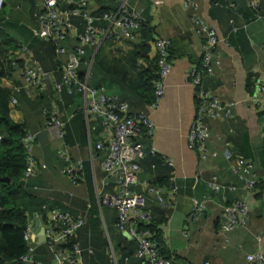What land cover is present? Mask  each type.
<instances>
[{"label":"crops","instance_id":"obj_1","mask_svg":"<svg viewBox=\"0 0 264 264\" xmlns=\"http://www.w3.org/2000/svg\"><path fill=\"white\" fill-rule=\"evenodd\" d=\"M102 1L108 2L109 9L125 3L153 36L167 37L170 41V68L163 79V95L157 108L148 111L154 125L152 135L137 138L144 150H154L138 160L137 177L165 188L175 187L172 206L165 202L153 203L147 198L156 228L164 236L162 254L173 264H248L246 254L259 249L264 255V199L260 197L264 193V101H256L258 88L264 82V18L259 15L264 11V0H255L256 9L248 5L249 0H194L196 14L216 34L220 59L213 73L202 77V86L222 102L233 103L230 117L208 120L210 135L206 144L214 155L203 159H198L186 145L195 106L194 89L186 73L191 67L200 68L202 41L190 22L192 9L184 7L183 0ZM100 4L98 0H87L86 8L93 13ZM41 6V0H5L0 22V87L6 93V112L12 121L22 123L34 134L31 154L37 164L45 165L24 181L18 191V203L30 215L31 228L37 226V220L44 222V208L56 207L80 215L83 223L75 233L80 264H108L107 245L120 256L119 264L125 263L123 256H127L126 262L139 264L131 256L134 241L114 228V209L96 199L100 193L114 190L115 179L100 168L102 152L94 150V135L86 130L81 110L83 96L76 91L71 94L62 91L59 95L53 91L63 56L56 57L51 43L37 38L32 31L37 27L34 12ZM71 19L78 23L79 30L83 29L84 21ZM142 31L139 27L125 41L107 42L103 37L94 45H87L85 62L78 68L88 84L100 85L118 94L128 103L130 112L144 109L145 101L115 92L117 82L91 65V60L97 47L102 45L106 59L116 57L118 66L127 65V53L133 42L141 41ZM144 42L149 47L147 58L151 59L154 50L150 39ZM73 43L75 39L71 35L64 42L67 46ZM11 60L15 65L11 66ZM32 61L51 72L43 90L35 86L25 88L22 84L20 70ZM52 106L65 120L61 141L44 127L42 110ZM61 143L71 160L81 159L82 179L76 184L61 171L65 164L57 152ZM225 155H239L254 163L259 184L256 190L242 189L241 180L231 172ZM160 156L171 158L172 165H167ZM211 175L220 184L217 191L207 187L206 181ZM132 188L139 191L141 186L134 184ZM235 198L247 203V222L221 232L222 208ZM201 199H204L202 215L196 220L188 219L194 203ZM36 257L48 261L50 251L38 244Z\"/></svg>","mask_w":264,"mask_h":264},{"label":"built area","instance_id":"obj_2","mask_svg":"<svg viewBox=\"0 0 264 264\" xmlns=\"http://www.w3.org/2000/svg\"><path fill=\"white\" fill-rule=\"evenodd\" d=\"M5 0H0V9L4 7ZM42 6L34 12L37 27L32 29L39 39L49 41L53 54L63 56L59 67V80L53 84V91L59 95L61 92L71 94L80 92L83 96L81 110L84 116L85 127L90 135H94L93 148L102 152L100 168L105 175L115 179V188L111 192H102L96 199L115 211L114 228L118 232L126 233L135 243L131 256L139 260V264H173V262L159 254L158 241L152 237L148 227L140 223H148L153 218L148 206L147 198L153 203H166L172 206L175 198V187L167 188L149 183L137 177L139 170L138 160L145 153H154L152 148L144 150L137 141L139 136H151L154 125L148 113L155 110L163 95V79L170 68L169 44L167 37L153 36L152 45L155 51V65L157 77L153 80L152 99L147 106L136 112H129L128 103L119 98L117 94L106 92L102 86L98 88L87 85L85 79L78 77V68L85 46L94 45L103 37L121 41L133 37L134 32L144 25L141 18L125 3L115 9H108L98 15H92L86 8L87 0H41ZM184 7L192 9L189 14L193 30L202 36L200 68L191 67L186 73L188 82L194 89V115L186 134L187 147L196 153L198 159L207 155H214L207 148L206 140L210 135L208 120L230 117L232 102H222L215 94L202 86V77L213 73L214 68L220 65L219 55L216 51L217 37L212 27L206 24L195 12L194 0H183ZM248 5L257 8L255 0H249ZM260 17L264 18V11ZM82 17L84 26L82 30L71 21L72 17ZM95 21L102 22L96 25ZM75 39L72 45H65L67 37ZM22 49L25 50L23 46ZM11 66L15 62L11 60ZM50 71L42 68L32 61L20 70L22 84L25 88L35 86L44 89L45 80ZM15 102L14 98L10 99ZM256 101H264V82L258 88ZM45 116L44 127L52 131L53 135L62 140L65 120L62 119L55 106L43 109ZM25 153V164L22 170V180L25 181L37 174L39 167L31 154L34 134L26 131L21 138ZM58 155L65 161L61 171L67 174L72 184L81 179V159L71 160L70 154L63 143L58 147ZM164 162L171 166V158L160 156ZM229 161L231 172L241 180V187L245 191H254L259 187L254 163L239 155H225ZM173 171H171L172 178ZM134 184H140L141 189L136 191ZM207 187L212 191L220 189L216 177L211 175L206 181ZM264 199V193H260ZM45 220L42 222L44 240L41 242L50 251V259L41 261L36 257V246L30 224L22 230L25 242V251L18 258L22 264H80L79 245L75 233L83 223L78 214L60 210L56 207L44 208ZM204 211V199L194 203L187 218L196 220ZM248 205L241 198L227 202L221 212L219 229L221 232L230 231L244 226L247 222ZM182 233L186 232L182 230ZM161 241L164 240L160 233ZM108 264H119L120 256L116 255L111 245H108ZM124 264L127 256H123ZM248 264H264L262 251L246 254ZM206 264V263H204Z\"/></svg>","mask_w":264,"mask_h":264},{"label":"trees","instance_id":"obj_3","mask_svg":"<svg viewBox=\"0 0 264 264\" xmlns=\"http://www.w3.org/2000/svg\"><path fill=\"white\" fill-rule=\"evenodd\" d=\"M98 1L101 4L93 13L90 12L92 15H98L110 7L108 2ZM2 10L3 8L0 9V22L3 20ZM73 18L83 21V18L80 16ZM71 21L73 20L71 19ZM73 23L78 25L75 21ZM140 27L143 28L140 37L141 41L133 42L132 48L126 56L127 65L118 66L119 61L116 57L106 59L102 45H99L95 50L91 65L97 66L103 75L112 77L117 82L115 92L119 94L123 93L128 97L142 99L145 101L144 107H146L152 99L153 80L157 75L155 72V51L152 58L148 59L146 53L149 47L144 42L150 39L151 47L153 48L152 32H150L147 25L142 24ZM104 38L107 39L104 41H113L110 37ZM113 43L115 42L113 41ZM85 51L86 46L84 54ZM83 55L81 56V64L85 62ZM1 67L0 65V73L2 71ZM82 72L81 69H78V77L80 79L84 78ZM87 85L92 86L88 83ZM99 86L92 87L98 88ZM105 91L108 92L107 90ZM5 96V90L0 87V177L7 179L0 180V264H22L18 260L26 247L22 238V230L29 224L30 215L18 203V191L24 184L22 170L25 164V153L21 138L27 130L22 123L14 122L8 116ZM154 222L152 219L146 224L140 223V226L149 228L152 237L158 241L159 254L165 257L161 249L163 248V241H161L160 232Z\"/></svg>","mask_w":264,"mask_h":264},{"label":"water","instance_id":"obj_4","mask_svg":"<svg viewBox=\"0 0 264 264\" xmlns=\"http://www.w3.org/2000/svg\"><path fill=\"white\" fill-rule=\"evenodd\" d=\"M0 180H7L6 178L0 177ZM35 227L32 228L33 237L36 244H40L44 240L43 227L39 220H37ZM123 234L129 238V236L123 232Z\"/></svg>","mask_w":264,"mask_h":264},{"label":"rangeland","instance_id":"obj_5","mask_svg":"<svg viewBox=\"0 0 264 264\" xmlns=\"http://www.w3.org/2000/svg\"><path fill=\"white\" fill-rule=\"evenodd\" d=\"M220 230V229H219ZM105 236V235H104ZM106 238V237H105ZM106 240H107V238H106ZM107 243H108V241H107ZM105 253H106V255L108 254V245L106 246V250H105Z\"/></svg>","mask_w":264,"mask_h":264}]
</instances>
